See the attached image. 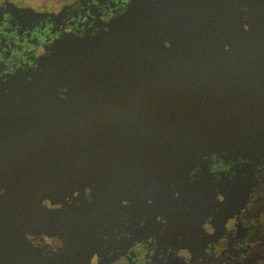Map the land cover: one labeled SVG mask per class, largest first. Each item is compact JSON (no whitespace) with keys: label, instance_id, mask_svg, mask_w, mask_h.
Returning <instances> with one entry per match:
<instances>
[{"label":"water","instance_id":"95a60500","mask_svg":"<svg viewBox=\"0 0 264 264\" xmlns=\"http://www.w3.org/2000/svg\"><path fill=\"white\" fill-rule=\"evenodd\" d=\"M98 29L60 40L31 81L2 87L0 264H90V234L120 202L111 193L141 171L264 151V0H131ZM91 186L67 231L76 244L37 245Z\"/></svg>","mask_w":264,"mask_h":264},{"label":"flooded vegetation","instance_id":"af4514ba","mask_svg":"<svg viewBox=\"0 0 264 264\" xmlns=\"http://www.w3.org/2000/svg\"><path fill=\"white\" fill-rule=\"evenodd\" d=\"M130 2L0 0V93L31 81L60 40L95 35ZM140 173L111 193L120 202L90 234V264H264V151L213 154L171 176ZM95 196L91 186L70 197L37 245L50 253L76 244L67 231Z\"/></svg>","mask_w":264,"mask_h":264}]
</instances>
